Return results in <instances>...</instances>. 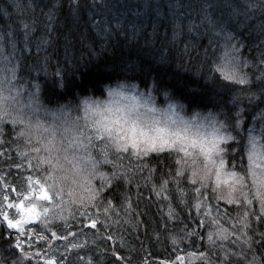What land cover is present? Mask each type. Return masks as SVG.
Segmentation results:
<instances>
[{"label": "trees", "instance_id": "obj_1", "mask_svg": "<svg viewBox=\"0 0 264 264\" xmlns=\"http://www.w3.org/2000/svg\"><path fill=\"white\" fill-rule=\"evenodd\" d=\"M248 3L255 5L260 0H0V75L11 76L8 69L18 62L17 88L23 104L35 93V107L41 109V117L44 110L60 109L70 111V119L80 117L78 129L64 133L62 126L57 133V142L63 140V145L58 143V146L68 148L69 159L75 156L73 163L80 165H84V160L79 158H86L88 153L75 143L69 148V141L81 133L92 136L93 147L89 151L101 161L98 148L104 143L95 138L92 125V119L101 117L84 119L85 101L97 102L103 110L113 99L110 91H123L141 102L150 96V106L158 111H166L172 104L187 120H203L211 114L217 118V127L220 123L228 125L221 129L222 133L236 134L231 125L240 112L244 125L255 127L253 134L260 140L261 122L257 117L264 110V101L250 103L247 90L241 91L245 86L225 81L215 71L218 65L226 63L224 53L230 51L229 45L238 43L241 61L249 62L243 72L253 79L251 91L259 87L255 65L264 53V6L250 10ZM21 21L35 29L28 33L27 40ZM228 35L233 37L231 41L226 39ZM26 45L30 51H25ZM10 58L11 63H7ZM115 118L112 112L104 113L105 123ZM14 131L15 126L6 125L3 136L6 143L0 145V152L4 153L0 155V210L6 209L8 203L31 205L32 200L24 191L28 185L21 179L22 175L26 178L30 174L37 210L49 208L47 216L51 219L60 209L39 200L40 185L35 183L36 180L47 183L45 172L35 168L36 154L23 140H16ZM241 136L246 137L247 132L241 131L237 138ZM241 143L247 147L246 139ZM23 150H28V157L19 155ZM109 151V159L119 164L121 178L103 188L101 180L92 178L98 190L95 207L69 203L72 198L65 191L64 220L45 224V217L40 216L26 225V236L30 239L22 234L21 241L30 259L25 258V264H45L49 258L56 264H161V260L179 257L186 264H245L244 259L237 257L224 260L221 244L241 254L239 242L233 243L234 236L225 241L214 236L217 244L213 247L207 240L209 231L221 228L239 235L243 206L212 199L207 189L201 198L194 191L196 186L191 183L190 172L186 173L187 179L175 175L179 165L174 159H180L183 153L166 149L164 153L137 157L131 154V149L119 154ZM60 155L63 157L65 153L62 151ZM116 155L123 159L117 161ZM62 163L67 170L62 174L70 177L65 182L66 189L87 196L78 186L83 180L72 175L73 163ZM234 163H240L239 153ZM99 170L110 176L117 171L113 164L102 162ZM72 179L78 184L74 185ZM4 195L9 199L3 200ZM21 196L25 198L20 199ZM53 199L56 205L60 204V197ZM197 202H201L199 211L195 207ZM205 205L213 209L211 216L205 215L208 210ZM7 211L10 217L21 215L15 207ZM213 217L218 219V224L210 223ZM249 219L250 234L254 230L264 232V220L257 222L251 216ZM93 220L96 228L90 227ZM0 231L3 232L0 255L6 256L10 264L16 257L6 241L15 230L7 229L5 223ZM52 231L66 233L68 239H57L51 235ZM193 231L197 235H186ZM73 243L76 248L72 247ZM15 251L19 254L18 249ZM253 254L262 255L259 243L253 250L243 248L248 260Z\"/></svg>", "mask_w": 264, "mask_h": 264}, {"label": "snow or ice", "instance_id": "obj_2", "mask_svg": "<svg viewBox=\"0 0 264 264\" xmlns=\"http://www.w3.org/2000/svg\"><path fill=\"white\" fill-rule=\"evenodd\" d=\"M261 6H264V0H260V3L255 5L253 3L247 4L250 10ZM16 7L19 8V5H16ZM5 15H8L7 9L5 10ZM21 24L24 38L27 40L28 33L35 31V29L34 27L30 28L27 22L21 21ZM216 35H220V33L217 32ZM226 39L231 41L233 37L228 35ZM13 48H15V44H13ZM229 48L230 51H225L224 53L226 63L218 65L215 71L219 72L225 81L245 86L241 91L247 90L250 103L254 100L264 101V67H261L264 65V53L261 54L259 63L255 65L258 72L255 80L258 82L259 87L257 91L253 92L251 91L253 79L243 72V69L249 66V62L246 60L241 61V48L238 43L230 44ZM25 51H30L27 45L25 46ZM12 58H14V55ZM12 58L7 63H11ZM18 70L19 64L17 62V64L8 69L11 72V76L0 75V145L6 143L3 139L6 125L15 126L14 135L16 140H23L26 145L30 146V151L36 154L33 157L36 160L35 168L45 172L44 181L47 183H43L40 180L35 181L36 184L40 185L39 200L47 201L49 204L59 207L60 211L55 212L51 219L47 216L50 211L49 208L45 207L38 211L37 204L32 199L31 182L33 178L30 174L26 178L23 175L21 176V179H24L28 185L24 191L28 193L27 198L32 200L31 205L8 203L6 209L0 210V216L3 217L0 220V226L6 223L7 229L15 230L14 233L8 234L9 239L6 241L9 245V250L16 257L11 260L10 264H25V258L30 259L27 250L22 248L21 241L22 234H24L25 239H30L26 236V225L32 224L40 216L45 217V224L55 219L64 220L63 196L65 191L72 198L69 203L79 202L82 206L95 207L94 201L98 197V190L92 184V178L103 182L101 188L111 186V181L121 178L119 164L109 159L110 149L113 150V154L128 153L131 149V154L137 157H146L150 153H164L166 149H174L178 153H183L180 159H174V163L179 165L175 175L187 179L186 173L190 172L191 183L196 186L194 191L201 198L204 196L203 190L207 189L212 199L223 201L225 204H235L237 207L243 206L244 209L240 234L229 233L228 230L222 228L218 231H209L207 233L209 246H215L217 239L225 241L234 236L235 240L233 243L239 242L238 246L241 247V254L238 255L236 252L224 248L223 244H221L225 261H228L231 257H237V259H244L245 264H264V232L254 230L250 234L247 231L252 223L249 219L250 216L254 217L257 222L264 220V144L261 143V140H264V110L257 117L261 122L259 128L260 140H258L257 136L253 134L256 132V128H247L240 112L236 113V119L233 120L231 125L236 134H232V132L222 133L221 129L227 128L228 125L220 123L217 127V118L211 114L204 117L203 120L197 118L187 120L177 112L176 106L172 104H169L166 111H158L155 107L150 106L152 99L150 96L141 102V99L136 96H127L123 91H110L109 96L113 99L103 110L99 103H88L85 101L84 119L89 120L93 117H101L99 120L92 119V125L96 132L95 138L104 141V143L98 148L102 156L101 161L93 157L89 151L93 147L92 141L94 138L92 136H85V134L81 133L80 136L74 138V141H69V148L73 147L75 143V146L88 153L86 158H79L84 160V165H80L73 163L77 159L75 156L69 159L66 154L68 148L58 146V143L63 145V140L57 142V133L60 128L63 126L64 133L78 129L80 117L77 116L74 119H70L72 113L64 109L55 112L44 110L43 117H41V109L35 107V93L29 97L27 104H23L20 99L21 92L17 88ZM36 88L38 90L39 85H36ZM121 101H127V103L122 104ZM22 104L23 106H21ZM93 104H95V107ZM141 108L145 109V111H140ZM25 109H30V111ZM105 112L114 113L116 118L105 123L103 119ZM241 131H246L247 136H241L238 139L237 137ZM242 139L247 140V147L241 143ZM62 151L65 153L63 157L60 155ZM42 152L45 155H41ZM237 153H239V164L234 163ZM3 154L0 152V155ZM19 155L22 158L28 157L29 152L28 150H23L19 152ZM122 159V156L116 155L117 161ZM62 161L73 163L75 171L72 175L80 177L83 180V184H78L76 179H72V183L74 185L78 184L79 187L83 188L87 196H81L75 189H66L65 182L70 177L62 174L67 171ZM101 162L113 164L117 171L110 176L108 173L99 170ZM29 167H32L31 160H29ZM163 183L166 185L168 181L165 180ZM176 183L179 187L180 181L177 180ZM50 191L52 195H49ZM54 196L60 197L61 202L59 205L55 204ZM183 196L184 193H181V202H184ZM24 198V196L20 197V199ZM8 199V195L3 196V200ZM14 207L18 209L21 215L10 217L7 210ZM195 207L199 211L201 202H197ZM205 207L208 208L205 215L211 216L213 209L207 205ZM169 216L170 218L172 216L171 210ZM218 222L216 217H213L210 221L212 224H218ZM200 223L204 222L200 221ZM96 226V221L93 220L90 227L96 228ZM51 235L57 239H68L66 233L58 234L56 231H52ZM72 235H75V233H72ZM186 235L192 236L197 235V233L193 231L186 233ZM214 236L217 239H214ZM2 237L3 232L0 231V238ZM175 242L173 240V243ZM69 243L72 242L69 241ZM257 243L261 245L262 255L257 257L253 254L251 259L248 260L243 255V248L246 247L249 250H253L254 245ZM72 247L76 248L77 245L73 243ZM17 249L19 254L15 251ZM36 255L39 256L40 253H36ZM204 255L206 256L207 254ZM0 264H9L8 258L0 255ZM45 264H56V261L49 258L45 261Z\"/></svg>", "mask_w": 264, "mask_h": 264}, {"label": "bare ground", "instance_id": "obj_3", "mask_svg": "<svg viewBox=\"0 0 264 264\" xmlns=\"http://www.w3.org/2000/svg\"><path fill=\"white\" fill-rule=\"evenodd\" d=\"M182 258V259H181ZM181 259V260H180ZM177 260V261H176ZM161 264H186L185 260L183 257H180L179 259L175 258L172 261H165L161 260Z\"/></svg>", "mask_w": 264, "mask_h": 264}, {"label": "water", "instance_id": "obj_4", "mask_svg": "<svg viewBox=\"0 0 264 264\" xmlns=\"http://www.w3.org/2000/svg\"><path fill=\"white\" fill-rule=\"evenodd\" d=\"M181 260V259H180ZM177 261V260H176Z\"/></svg>", "mask_w": 264, "mask_h": 264}, {"label": "rangeland", "instance_id": "obj_5", "mask_svg": "<svg viewBox=\"0 0 264 264\" xmlns=\"http://www.w3.org/2000/svg\"><path fill=\"white\" fill-rule=\"evenodd\" d=\"M27 210V209H26Z\"/></svg>", "mask_w": 264, "mask_h": 264}]
</instances>
